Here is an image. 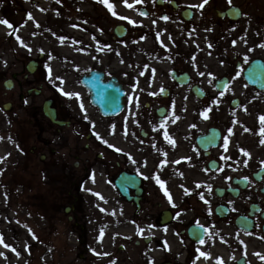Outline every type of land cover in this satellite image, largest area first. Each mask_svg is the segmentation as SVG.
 Masks as SVG:
<instances>
[{"label":"flooded vegetation","instance_id":"obj_1","mask_svg":"<svg viewBox=\"0 0 264 264\" xmlns=\"http://www.w3.org/2000/svg\"><path fill=\"white\" fill-rule=\"evenodd\" d=\"M217 2L210 0L198 13L182 0H156L139 9L147 23L121 24L123 39L113 30L102 38L94 34L93 45L81 46V59L61 71L64 93L79 94H63L61 102L47 96L52 89L44 84L49 73L43 61L33 74L26 64L2 68L0 61V84L12 86L4 96L13 107L16 99L30 100V109H12L8 119L19 133L17 144L23 150L32 144L24 155L34 180L40 179L31 186L35 203L49 225L61 221L60 232L76 240L78 264H264L255 255L264 254V92L239 91L223 108L218 100L227 97L232 78L225 55L213 73L186 31L185 46L174 42L181 25L218 19ZM89 7L92 14L83 17L102 35L98 4ZM238 7L244 17L254 14L258 58L264 60V0ZM125 40L118 59L115 50ZM93 73L124 93L118 116L106 118L91 103L82 82ZM49 99L58 124L43 111ZM234 99L247 110H231ZM55 141L63 154L52 149ZM99 182L101 189L94 185Z\"/></svg>","mask_w":264,"mask_h":264},{"label":"rangeland","instance_id":"obj_2","mask_svg":"<svg viewBox=\"0 0 264 264\" xmlns=\"http://www.w3.org/2000/svg\"><path fill=\"white\" fill-rule=\"evenodd\" d=\"M45 1L50 6L51 15L36 24L33 13V8L37 4L35 0H0V19H7L13 25L11 29L4 24L0 27V43L2 45L0 57L4 58L2 68L8 65L10 68L18 69L22 63L43 55L42 61L46 63V72L49 73L48 80L46 79L44 84L52 89V91L47 92V96L59 97L58 100L61 102L65 90V82L62 80L61 71L63 68L68 67L70 62H78L81 59L79 58L80 48H82L80 47L81 43H87V47L91 46L93 45L94 34L101 38L105 35V32L111 35L110 31L119 24L135 26V24L129 22L130 20L147 23L148 20L142 18L139 9L141 7H152L156 0H142L139 3L137 0H128V4L134 5L132 8H129L124 0H109V3L114 5L116 15H113L107 5L99 2V0ZM182 1L186 5L202 3V0ZM217 1L216 7L219 9L231 5L246 7L249 2V0H232L230 5L228 0ZM90 4H98V9H100L103 19L102 35L83 17L92 14L89 12L91 10ZM194 8L198 13L205 11V8L202 10ZM29 14L33 19H29ZM121 17H127L128 19H122ZM29 20L32 22L28 25V29L23 31L22 25H26ZM180 27L179 36L174 38V42L178 46H185L182 40H186L184 33L187 32L192 36L189 43L195 48L196 52L198 51L199 57H206L213 73H216L217 67L220 66L218 58L222 54L225 55L226 58L223 61L227 62L229 74H231L233 80L229 92L226 93L227 97H221V100H218L219 104H223V108H227L229 100L236 96L239 91L247 90L249 92L251 90L247 88L243 81L241 70H236V63L241 62L246 66L261 54L257 48L254 31L255 20L252 11H247L246 17L233 24L228 23L226 20L219 21L213 15L208 23H199L195 20L189 26L181 25ZM85 29L88 32H85ZM174 30L176 31V28ZM73 31L76 35H79V38L77 36L73 38L70 35V32ZM132 31H135V29ZM183 31L184 33H182ZM10 32L13 34L9 35ZM17 36L20 37L19 40L16 38ZM21 40L28 45L27 48L21 44ZM73 41L77 42L74 43ZM126 42L125 40L118 43L115 50L118 53V59H123L122 51L126 48L124 47ZM138 47H143V44H139ZM220 72H224V70L220 69L218 73ZM38 85L39 83H36L33 87L38 88ZM4 92L5 90L0 84V138H2L0 139V145L4 146V151L7 153L6 155H0V195L2 196L0 234H3L5 242L17 251L23 246L24 258L12 260L8 263L0 260V264H78L79 250L76 240L71 234L60 232L63 231L61 221L57 220L49 225L43 218V209L35 203L31 186L36 182L39 183L40 179L34 180L32 176L34 167L29 164L28 159L25 160L24 155L32 144L26 145V150H23L22 143V145L17 144L16 135L19 136V133L16 132V127L11 123V119H8L9 113L2 108L5 103L9 102L8 98L4 96ZM249 99L250 97L248 99L244 98L243 101L247 102ZM33 100L39 101L36 97ZM243 104H240L235 111H243L242 109H245L242 107ZM19 108L23 110L30 109V100L22 104L16 99L14 109ZM229 108L233 110L230 106ZM50 145L52 149L58 151L59 155L63 154L59 142L55 141ZM94 185L101 189L100 182L94 183ZM5 216H8L7 221L4 220ZM7 226L10 229L6 230ZM25 239H27V242L22 243V240L25 241ZM5 251L9 255L15 253L10 248H6Z\"/></svg>","mask_w":264,"mask_h":264},{"label":"water","instance_id":"obj_3","mask_svg":"<svg viewBox=\"0 0 264 264\" xmlns=\"http://www.w3.org/2000/svg\"><path fill=\"white\" fill-rule=\"evenodd\" d=\"M233 9L236 8L230 9L226 15L232 20H237L241 15L236 14ZM218 15L220 17L224 16L219 13ZM185 18L189 19V17ZM115 33L119 37L123 36V32H120L119 29H117ZM244 78L250 86L264 90V62L261 60L253 61L246 69ZM84 84L91 90L93 94V104L99 107L104 116H116L122 111L124 93L119 87H116L112 83L102 82L101 76L96 73H93L91 78L84 80ZM6 87L8 88L7 85ZM233 106L235 107L236 104ZM4 109H7V107L4 106ZM45 110H48L47 106H45ZM48 115L50 118H54L50 113Z\"/></svg>","mask_w":264,"mask_h":264},{"label":"snow or ice","instance_id":"obj_4","mask_svg":"<svg viewBox=\"0 0 264 264\" xmlns=\"http://www.w3.org/2000/svg\"><path fill=\"white\" fill-rule=\"evenodd\" d=\"M57 2H59V0H57ZM99 2H101V3H104V4H106L107 5V7L109 8V10H111L112 11V14L113 15H116V12L114 11V5L113 4H111V3H109V0H99ZM137 2L139 3V2H142V0H137ZM124 3L129 7V8H132V7H134V5L133 4H128V0H124ZM209 3V0H202V3H200V4H198V5H191L190 7H196V8H199V9H203L204 7H205V5H207ZM228 3L231 5L232 4V0H228ZM42 11H43V9H41ZM233 11L236 13V14H241L240 12H239V10L238 9H233ZM141 15H146L145 13H141ZM122 19H128L127 17H121ZM29 19H33V17L31 16V14H29ZM163 19H165V20H167V19H169V17H167V16H165V17H163ZM130 23H133V24H135L136 22L135 21H129ZM0 24H4V25H6L8 28H13V25L7 20V19H0ZM11 34H13V33H9V35H11ZM18 40L20 39V37L19 36H17L16 37ZM21 44L24 46V47H28V45L27 44H24L23 43V41L21 40ZM209 47H211V45H209ZM260 47H264V44H262V45H260ZM59 79V78H58ZM164 91V89L162 88L161 89V92H163ZM66 96H69V97H71V96H78L79 94L78 93H64ZM81 107H83V104L81 103ZM247 109H245V111H246ZM208 111H210V109H208V110H206L205 111V113H204V117L207 119L208 118V116H207V112ZM176 119H179V117H176ZM260 121H261V129H260V131H261V135H262V137H264V116H261L260 117ZM246 130H248V129H246ZM229 131L231 132V129H229ZM164 135H165V138L169 141V143H171V144H173V145H175V141L168 135V133L165 131V133H164ZM0 139H2V138H0ZM105 144H108V141H103ZM260 143L262 144V145H264V138H262L261 140H260ZM109 147H113L112 145H109ZM225 148H227V143H225ZM117 151H121V149H119V148H117L116 149ZM241 151H244V154H245V156H248V157H250V153L249 152H247L246 150H243V149H241ZM164 155L166 156L167 155V153H164ZM262 163H264V162H262ZM156 179H157V182L158 183H160L161 184V187H163L164 186V182L163 181H161L160 179H159V176H157L156 177ZM229 179H231L230 177H229ZM245 179L247 180L248 178L247 177H245ZM201 198H203V197H201ZM169 199L171 200V196L169 195ZM27 227V226H26ZM201 227H203V226H201ZM29 231H31V229H29ZM165 231H167V229H165ZM34 235V234H33ZM262 238H264V237H262ZM166 243V242H165ZM201 243H204V241L203 240H201ZM0 245H3L5 248H10L11 249V251H13V252H15L16 253V255L17 256H19L20 255V253L14 248V247H11L9 244H7L6 242H5V240H4V237H3V234H0ZM98 255H99V253H97ZM5 254L4 253H2V252H0V256H4ZM255 255H257L261 260H264V254H261V253H256ZM201 256H204V257H210V254L209 253H205V252H202L201 253ZM5 259H7V257L5 256ZM233 259H234V257H233ZM221 264H222V262H221Z\"/></svg>","mask_w":264,"mask_h":264},{"label":"bare ground","instance_id":"obj_5","mask_svg":"<svg viewBox=\"0 0 264 264\" xmlns=\"http://www.w3.org/2000/svg\"><path fill=\"white\" fill-rule=\"evenodd\" d=\"M35 2H37L36 6L33 8V13H34V17H35V21H36V24L37 23H40L43 21L44 18H47L51 15L50 13V6L48 5V3L45 1V0H35ZM43 9V11L41 10ZM32 21L29 20L28 23L25 25H22V30L23 31H26L28 29V25L31 23ZM3 24H0V27L2 26ZM4 26V25H3ZM71 28V27H70ZM70 35L73 37V38H76V36L79 38V35H76L75 32H70ZM85 40V39H83ZM78 41V40H77ZM77 41H73L74 43H76ZM79 44V43H78ZM86 44L84 42L81 43V46H85ZM7 147V145H6ZM4 146L2 147V145H0V155H6L7 153H5L4 151ZM7 152V151H6ZM1 198L2 196L0 195V213H2V205H1ZM8 219V216H5L4 220L7 221ZM7 229H10L9 226L6 227V230ZM23 242L22 243H25L27 242V239L22 240ZM23 246L21 248L18 249V252L20 253L19 256L16 255V253H13V255H9L6 251H5V247L3 248L2 245H0V252L4 253L5 255L4 256H0V260L4 263H8L12 260H17V259H23L24 258V251H23ZM5 256L7 257V259H5Z\"/></svg>","mask_w":264,"mask_h":264}]
</instances>
